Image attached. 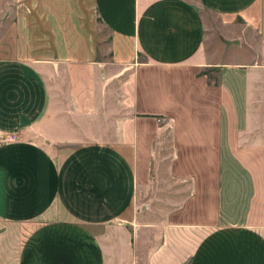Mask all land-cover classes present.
<instances>
[{
	"label": "crops",
	"instance_id": "0c3cea01",
	"mask_svg": "<svg viewBox=\"0 0 264 264\" xmlns=\"http://www.w3.org/2000/svg\"><path fill=\"white\" fill-rule=\"evenodd\" d=\"M0 264H264V0H0Z\"/></svg>",
	"mask_w": 264,
	"mask_h": 264
},
{
	"label": "built area",
	"instance_id": "2783aa9c",
	"mask_svg": "<svg viewBox=\"0 0 264 264\" xmlns=\"http://www.w3.org/2000/svg\"><path fill=\"white\" fill-rule=\"evenodd\" d=\"M17 140V135L15 133H9L0 137V141L3 143H14Z\"/></svg>",
	"mask_w": 264,
	"mask_h": 264
}]
</instances>
